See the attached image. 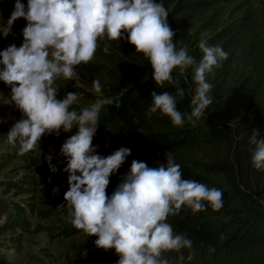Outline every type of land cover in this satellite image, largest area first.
Returning a JSON list of instances; mask_svg holds the SVG:
<instances>
[{
  "label": "trees",
  "instance_id": "obj_1",
  "mask_svg": "<svg viewBox=\"0 0 264 264\" xmlns=\"http://www.w3.org/2000/svg\"><path fill=\"white\" fill-rule=\"evenodd\" d=\"M52 1L68 17L43 21L39 40L54 42L75 19L58 48L76 49L68 69L82 88L62 87L66 77L37 74V60L22 59L18 90L46 79V89L61 93L53 100L60 109L41 121L32 116L27 125L65 129L64 139L47 141L55 146L51 158L88 168L96 150L163 158L144 178L86 181L71 195L82 205L65 211L78 223L58 233L85 238L78 252L107 263L108 240L125 264H264V0ZM69 98L91 105L79 110L64 103ZM1 129L15 134L6 124ZM8 158L0 159V172ZM28 159L32 193L48 179L49 165L45 157ZM22 183L4 179L0 185V264L8 241L29 230L30 202L31 213L6 197L21 192ZM50 200V214L63 221L58 203L53 207L58 199ZM42 215L49 219L47 209ZM123 231L134 240L120 236ZM137 238L176 249L165 253L159 245L152 254Z\"/></svg>",
  "mask_w": 264,
  "mask_h": 264
},
{
  "label": "rangeland",
  "instance_id": "obj_2",
  "mask_svg": "<svg viewBox=\"0 0 264 264\" xmlns=\"http://www.w3.org/2000/svg\"><path fill=\"white\" fill-rule=\"evenodd\" d=\"M263 1V0H260ZM6 3V0H5ZM5 6V7H4ZM19 8L16 7L9 8L8 4L0 3V105L5 104L3 98L7 99L8 104L4 109H0V159L8 158L6 163V168L0 172V185L4 179H11L18 183H22L23 179H26V183H22L23 189L16 195H12V191L6 194V197L16 201H20L21 205L26 206V202H30L32 205V214L27 217L33 218V225L29 228L27 232L15 235L16 240L8 241V253L5 255L3 260L4 264H125L123 260V255L119 249H114L112 247L111 241L108 242V246H111V259L110 263L101 259L99 256H92L86 251H79L78 246H82L85 242V238L79 235L67 237V234L61 236L58 231L74 230V225L78 223L76 219H72L70 216L66 215L65 211L69 206L77 207V205H82L76 199H71V195L76 193L80 187L86 181H92L98 178H112L117 181L120 179H126L133 175H141L139 178L146 177L147 173L153 168H158L159 163L162 159H155L157 157L153 155H147L140 152L129 153L123 150H116L115 152H103L96 150L98 152V158H94V164L88 168L87 166H81L76 163L75 160H65L64 157L59 156L58 159L51 158V152L54 150L55 146H47L48 139H64L65 129H62L59 133L53 130H43L41 126L27 125L30 124V118L32 116H37L40 121L47 117L46 111L58 108L61 106L60 100L58 102H53L57 98V94H61L58 91L55 92L52 87L51 90L46 89V79H43L39 85L31 84L25 90H18L17 87L24 85L21 81V74H16V69L18 67L17 60L22 59L20 54L14 56L13 48L8 49L9 34L5 31L8 27L5 23L11 21V19H16L17 14L22 16L25 14V19L27 20L28 27H34V23H42L43 21H57L59 19L65 18L60 9H58L52 0H29V5L17 3ZM7 11V14H5ZM9 11V12H8ZM28 16V17H27ZM151 20L154 17L151 16ZM5 22V23H4ZM20 27H24L23 20H18ZM12 35V33H11ZM42 41H44L42 39ZM44 44H49L44 42ZM59 46H61L59 44ZM59 49V48H58ZM61 50V49H59ZM64 54L58 55V51L53 46L50 50L37 52L36 54L31 53L26 54L29 59H36L37 70L43 72L44 76L53 77V73L58 75H63L67 78L63 83L60 84L62 87L65 85H73L75 87H81V84L77 81L76 77L72 75V70L68 69L70 63H75L74 59L76 49L71 50L65 54L64 50H61ZM84 60H88L87 57L80 55ZM78 57V56H77ZM6 59L9 62H6ZM11 60V61H10ZM29 61V60H26ZM27 67V66H26ZM235 79L239 76V70L233 74ZM13 86V88H12ZM85 91H89L91 94L97 91L92 88H85ZM36 90V91H35ZM52 91H54L52 93ZM2 93V95H1ZM2 97V98H1ZM61 98V97H59ZM64 103H74L80 110L82 105L88 107L91 104H87L85 101H72V99L64 100ZM22 109V110H21ZM22 113H21V111ZM86 110V109H85ZM82 111V110H81ZM20 112V115L17 113ZM13 128L15 134V140H12V134L6 135L1 132L2 125ZM28 134V136H25ZM28 137V138H27ZM60 141V140H59ZM25 142H30L32 147L35 148L34 151L27 150V145ZM18 144V145H17ZM41 147H47L48 150L43 152L37 149ZM95 153V152H94ZM37 157L41 160L45 157V163L48 166L47 180H43L42 183L36 185L32 193L27 192L31 189L32 185L29 182L35 176L33 172L34 165L31 164L28 158ZM203 160V159H202ZM201 160V162H203ZM71 171H75L74 174ZM31 176V177H30ZM29 180V181H28ZM116 181V182H117ZM3 187V186H2ZM25 187V188H24ZM2 188L0 186V192L2 193ZM33 196V197H32ZM52 197H56L53 207L56 208V203H58L57 213L64 216L63 221L57 222L55 219L58 217L54 214H50L51 210L47 207L46 200L51 201ZM86 207V206H84ZM49 211V219H43V209ZM30 207L26 206V211L31 213ZM41 212V215H39ZM53 217V218H52ZM72 220H71V219ZM4 219L0 220V225H2ZM66 225L60 227V224ZM80 223V222H79ZM69 229V230H67ZM120 236H125L128 240L133 241L135 235L130 232H120ZM7 234L5 237H8ZM103 237H107L106 234H102ZM19 239V240H17ZM137 242L143 244L148 252L152 251L157 253L155 246L163 247L165 253H170V251H175L173 246H167L162 241L148 242L137 238ZM77 249V250H76ZM176 249V248H175ZM201 264V262H197Z\"/></svg>",
  "mask_w": 264,
  "mask_h": 264
}]
</instances>
